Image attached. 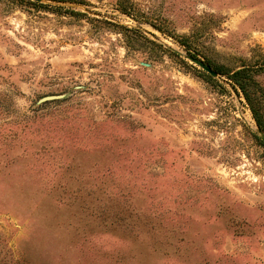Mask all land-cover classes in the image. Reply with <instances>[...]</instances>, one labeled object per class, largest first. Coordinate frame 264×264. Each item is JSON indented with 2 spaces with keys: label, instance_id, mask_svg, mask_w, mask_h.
Listing matches in <instances>:
<instances>
[{
  "label": "rangeland",
  "instance_id": "rangeland-1",
  "mask_svg": "<svg viewBox=\"0 0 264 264\" xmlns=\"http://www.w3.org/2000/svg\"><path fill=\"white\" fill-rule=\"evenodd\" d=\"M191 56L262 66L264 0H0V264H264V134Z\"/></svg>",
  "mask_w": 264,
  "mask_h": 264
},
{
  "label": "trees",
  "instance_id": "trees-1",
  "mask_svg": "<svg viewBox=\"0 0 264 264\" xmlns=\"http://www.w3.org/2000/svg\"><path fill=\"white\" fill-rule=\"evenodd\" d=\"M211 66L218 73L227 75L240 89L252 111L258 127L264 131V87L256 78V74L264 72V64L262 66L245 64L236 69H229L212 63Z\"/></svg>",
  "mask_w": 264,
  "mask_h": 264
},
{
  "label": "water",
  "instance_id": "water-1",
  "mask_svg": "<svg viewBox=\"0 0 264 264\" xmlns=\"http://www.w3.org/2000/svg\"><path fill=\"white\" fill-rule=\"evenodd\" d=\"M192 60H194L196 63H198L202 68H204L206 71H208L211 75H217V71L214 70L209 64L205 63L204 61H201L197 58H194V57H190ZM258 127V125H257ZM258 131L261 132L262 134H264V131L261 130L259 127H258ZM264 139V138H263Z\"/></svg>",
  "mask_w": 264,
  "mask_h": 264
}]
</instances>
